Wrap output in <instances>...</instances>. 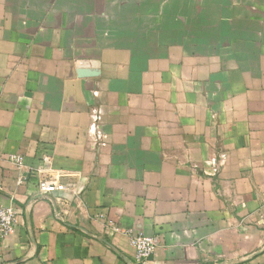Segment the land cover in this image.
Listing matches in <instances>:
<instances>
[{"label": "crops", "instance_id": "1", "mask_svg": "<svg viewBox=\"0 0 264 264\" xmlns=\"http://www.w3.org/2000/svg\"><path fill=\"white\" fill-rule=\"evenodd\" d=\"M0 205V264H264V0H0Z\"/></svg>", "mask_w": 264, "mask_h": 264}, {"label": "built area", "instance_id": "2", "mask_svg": "<svg viewBox=\"0 0 264 264\" xmlns=\"http://www.w3.org/2000/svg\"><path fill=\"white\" fill-rule=\"evenodd\" d=\"M11 159L18 163L19 166H23L22 157L12 155ZM38 186L42 193H50L54 190L65 189L63 184L48 178L40 179ZM15 224L16 216L14 208L9 205H0V238L9 234ZM122 232L133 249V257L129 264L147 263L157 248V238L142 230H134L132 228L124 229Z\"/></svg>", "mask_w": 264, "mask_h": 264}, {"label": "water", "instance_id": "3", "mask_svg": "<svg viewBox=\"0 0 264 264\" xmlns=\"http://www.w3.org/2000/svg\"><path fill=\"white\" fill-rule=\"evenodd\" d=\"M78 73H84V71L82 70V69H80L79 71H78ZM119 255L122 257V258H124V260L126 261V262H128V263H130V259H128V258H126L124 255H122L121 253H119Z\"/></svg>", "mask_w": 264, "mask_h": 264}]
</instances>
